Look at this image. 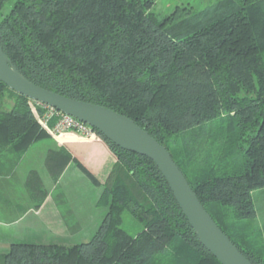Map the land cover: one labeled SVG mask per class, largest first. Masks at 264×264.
I'll use <instances>...</instances> for the list:
<instances>
[{
    "label": "trees",
    "instance_id": "obj_1",
    "mask_svg": "<svg viewBox=\"0 0 264 264\" xmlns=\"http://www.w3.org/2000/svg\"><path fill=\"white\" fill-rule=\"evenodd\" d=\"M9 1L0 0V44L13 66L44 89L147 131L237 249L264 264V227L251 224L252 193L264 189V0H222L203 12L185 4L162 19L154 0ZM42 114L0 82V155L9 152L15 164L46 138ZM94 132L90 140L64 133L100 140L115 157L104 180L87 156L72 159L106 209L93 236L13 242L0 264H220L154 162ZM125 217L137 225L131 233Z\"/></svg>",
    "mask_w": 264,
    "mask_h": 264
},
{
    "label": "crops",
    "instance_id": "obj_2",
    "mask_svg": "<svg viewBox=\"0 0 264 264\" xmlns=\"http://www.w3.org/2000/svg\"><path fill=\"white\" fill-rule=\"evenodd\" d=\"M62 135L61 139L46 137L34 142L15 164L9 152L0 155V251L13 242L64 244L89 236L86 227L97 216L93 213L96 203L66 200L60 204L55 191L69 175L71 186L64 188L65 198L75 187H86L85 180L93 186L73 157L87 156L88 167L101 180L115 157L100 140L82 143L76 136ZM66 151L71 154L69 160Z\"/></svg>",
    "mask_w": 264,
    "mask_h": 264
},
{
    "label": "water",
    "instance_id": "obj_3",
    "mask_svg": "<svg viewBox=\"0 0 264 264\" xmlns=\"http://www.w3.org/2000/svg\"><path fill=\"white\" fill-rule=\"evenodd\" d=\"M0 82L34 102L88 124L121 149L148 157L165 178L199 243L220 264H252L202 206L166 147L131 119L106 107L65 97L30 82L13 66L1 44Z\"/></svg>",
    "mask_w": 264,
    "mask_h": 264
},
{
    "label": "rangeland",
    "instance_id": "obj_4",
    "mask_svg": "<svg viewBox=\"0 0 264 264\" xmlns=\"http://www.w3.org/2000/svg\"><path fill=\"white\" fill-rule=\"evenodd\" d=\"M14 1L15 0H10L7 3V7L10 6L12 3H14ZM154 1L155 3L152 8V11L154 12V14L156 15L158 19H162L166 17L168 14H170L176 6L190 4L194 8L195 12H203L222 0H154ZM49 126H52V124L50 123ZM42 129L48 134L47 137L54 138V139L57 138L51 135L48 132V130H46L45 128L42 127ZM61 136H60V139H61ZM69 181H70V175L66 176V178H64L63 181L57 187L55 191L56 201H59L60 204L62 203L64 204L66 200H68L69 202H82V201L88 202V203L92 202L93 204L97 202L99 195H100V189H97L93 186H90V184H87L88 183L87 180H85L86 185H87L86 187H78V188L75 187V189H72L71 187L73 192L70 195L68 194L69 195L68 198L67 197L65 198V196L63 195V190L64 188L71 186V183L70 185L68 184ZM252 198H253V202L255 206L256 217L254 220H252L251 224L253 225L254 228L263 230V227H264V189L254 190L252 193ZM105 211L106 209L103 207L96 206L95 208H93V213L96 214L97 216L92 220L91 224L86 227L87 228L86 233H89V236H86L85 239H81V240L74 241V242L90 240V238L93 236V234L97 230L101 222V218L105 214ZM124 219L125 220L122 224V227L128 230L130 233L133 232L135 228L137 227V225L135 224L134 226H132L131 225L132 220L130 218L125 217ZM81 236L83 237V235ZM263 239H264V233H263Z\"/></svg>",
    "mask_w": 264,
    "mask_h": 264
},
{
    "label": "built area",
    "instance_id": "obj_5",
    "mask_svg": "<svg viewBox=\"0 0 264 264\" xmlns=\"http://www.w3.org/2000/svg\"><path fill=\"white\" fill-rule=\"evenodd\" d=\"M37 105L43 110L39 122L51 135L59 137L66 132H73L84 140H90L94 137V129L88 124L83 123L74 117L58 112L50 106L41 103H37ZM54 117L55 120L53 125L49 126V121Z\"/></svg>",
    "mask_w": 264,
    "mask_h": 264
}]
</instances>
